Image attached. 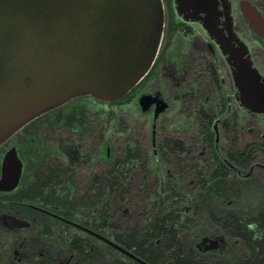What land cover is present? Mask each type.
I'll return each mask as SVG.
<instances>
[{"label": "flooded vegetation", "instance_id": "obj_1", "mask_svg": "<svg viewBox=\"0 0 264 264\" xmlns=\"http://www.w3.org/2000/svg\"><path fill=\"white\" fill-rule=\"evenodd\" d=\"M160 1V43L149 71L136 85L116 102L76 97L72 100L82 106L64 109L62 105L47 112H54L53 122L43 114L41 121H47L42 125L55 134L46 141L50 145L39 146L38 155L24 144L33 145L30 130L35 131L37 124L0 145V177L9 148L15 147L22 164L17 185L0 189V264H171L156 260L153 253L155 262L150 263L125 249L109 226L112 222L122 238L132 228L144 232L149 227L150 242L163 248L161 241L168 236L155 239L153 228L164 216L175 223L184 264L188 211L184 195L196 198L216 193L219 179L227 181L222 189L229 193L241 192L244 188L235 187L236 183L248 181L264 190V164L256 161L260 154L264 159V113L253 112L240 101L235 75L241 58L264 82V26L255 31L245 15L246 7H253L264 21V0H216L215 11L208 13L192 8L181 12L176 0ZM147 95L154 102L144 109L141 99ZM114 103H120L121 114L133 109L136 133L142 124L149 135L134 139L110 164L108 147L105 158L99 159V147L88 146V126L93 124L87 119L99 109L106 120ZM160 103L164 105L161 110ZM100 127L107 130L104 120ZM16 138L28 161L36 160L35 167L20 156V144L12 142ZM146 156L149 174L140 167ZM156 174L159 183L153 186L149 179L154 181ZM162 188L176 197L158 208L154 195L162 194ZM135 189L139 192L136 208H121V202L132 200L126 195ZM214 237L222 239L214 249L197 248L202 238L189 248L196 255L219 252L229 237L210 238Z\"/></svg>", "mask_w": 264, "mask_h": 264}, {"label": "water", "instance_id": "obj_2", "mask_svg": "<svg viewBox=\"0 0 264 264\" xmlns=\"http://www.w3.org/2000/svg\"><path fill=\"white\" fill-rule=\"evenodd\" d=\"M176 3L181 12L216 9V0ZM245 15L255 31L264 26L253 7L247 6ZM162 27L160 0H0V145L76 97L108 103L121 98L149 71ZM237 61L240 101L264 113V82L247 60ZM152 99L142 97L144 109ZM21 167L15 147L9 148L0 189L17 185ZM221 241L204 236L197 248L211 250Z\"/></svg>", "mask_w": 264, "mask_h": 264}, {"label": "trees", "instance_id": "obj_3", "mask_svg": "<svg viewBox=\"0 0 264 264\" xmlns=\"http://www.w3.org/2000/svg\"><path fill=\"white\" fill-rule=\"evenodd\" d=\"M75 106H82V104H76L71 100L62 108L72 109ZM52 114L54 112L47 113V117L42 116L34 119L21 131H27L44 117L53 122ZM66 121L68 122V120L61 122ZM254 183V181L236 183L235 187L244 188V190L229 193L222 189V187L228 186L227 181L219 179L215 181V186L219 188L218 192L201 194L194 198L193 212L202 216L203 221L211 225L213 231L210 233L212 235L224 234L229 239L226 240L225 246L219 252L207 251L200 255H196L190 248L184 246V264H264V190L261 189L262 185L256 184L255 186ZM250 201H254L255 204H250ZM227 202L232 205L227 207ZM170 220L166 216L158 218L153 228V234L157 236L155 239L168 236L166 241H161L163 248H159L158 245L154 247L153 240L150 242L149 227H146L144 232H140L138 228H132L122 238L112 222L109 226L116 237V242L125 249L133 250L136 255L147 262H155L152 258V255L155 254L158 261L164 260V262L170 261L171 264H181V245L177 228L174 221ZM166 252H169L167 258H165Z\"/></svg>", "mask_w": 264, "mask_h": 264}, {"label": "rangeland", "instance_id": "obj_4", "mask_svg": "<svg viewBox=\"0 0 264 264\" xmlns=\"http://www.w3.org/2000/svg\"><path fill=\"white\" fill-rule=\"evenodd\" d=\"M120 103H114L113 105L109 106V115L107 116V119L105 120V116L102 115V117H100L99 114V109L98 111H94L91 114H89V117L87 119V122L90 124H93L92 127L88 126V128H91V130H89L88 132V138L91 140L90 144L88 145L89 147L92 148H96L99 147V153H98V158L100 159L105 158V149L108 147L109 149V163L112 164V159L116 160L118 158H120V156L122 155V153L124 152V148H129V146L132 145L133 140L134 139H143V138H147L149 135V132L144 130V125L141 124V126L139 127V133H136V129H137V119H135V113L133 112V109L128 110L130 114H121L122 113V109L118 110V105ZM90 106H92L90 104ZM121 107V106H120ZM105 121L106 125H107V130L103 129L102 127H100V125H102V121ZM47 120H40L37 123V126L34 127L33 129H35V131L30 130L31 131V136L32 138H34V143L33 145H31L30 143H24L25 147L27 146L30 150H33V152L39 154L38 152V148L39 146L43 145V143L45 144H49L46 143V141L50 142L48 139H51L54 131H49V127L43 126L42 122L46 123ZM104 123V122H103ZM94 124H97V127L95 128ZM146 137H143V134L146 133ZM20 138H16L14 141L17 144H20V142L18 141ZM81 139V138H80ZM82 140V139H81ZM97 140V143L96 141ZM101 144V146H100ZM50 145V144H49ZM19 154L20 156L23 155V157L25 156L24 160L27 161V164L31 163V167H35L36 165V160L35 161H28L29 159L26 157V150H24V146H22V144L19 145ZM51 150H54L53 148V144L50 147ZM32 152V151H30ZM47 154V153H46ZM137 161L140 162V156L136 157ZM40 161V160H38ZM37 161V163H38ZM148 161L149 158L148 156H146L144 163H140V167L142 169V171L151 173V170L149 169L148 166ZM256 161L261 162L262 164H264V159L263 157H261V154L259 155V157H257ZM29 162V163H28ZM30 167V166H29ZM258 171H260L259 169H257ZM256 174H258L256 172ZM158 174L155 175V179L154 181H152L151 179H149V183H151V185L153 186H158L159 183V177H157ZM256 180V179H255ZM263 181V180H262ZM171 180H167V185H170ZM261 182V181H260ZM173 185L175 184L174 182H172ZM256 186V182L254 183ZM261 184V183H260ZM141 188V186H139ZM145 187H147L145 185ZM258 192H261L260 190H256ZM255 191V192H256ZM131 194H127L126 197L127 198H132V200L130 202H121L122 206L121 208H123V206H128L130 207V209L132 208H136L137 205V198H138V190H131L130 191ZM161 193L162 194H155L154 197L156 200H158L159 203V207L161 208V205H163L164 203L169 202V199L172 197H176L175 194H173L172 196H170L168 193H164V189H161ZM249 195V194H248ZM114 201L115 203L117 202V195H114ZM195 196H191V195H184V207L188 209V211H186L187 213V217L185 218L184 216V246L185 247H193L194 244L198 243L199 240L204 237V236H213L210 232L213 231V228L211 227V225L207 222L203 221L202 216L198 215L197 213L193 212V205H194V198ZM246 199V198H245ZM255 204L254 201H250V204ZM117 204V203H116ZM222 235V234H221Z\"/></svg>", "mask_w": 264, "mask_h": 264}]
</instances>
